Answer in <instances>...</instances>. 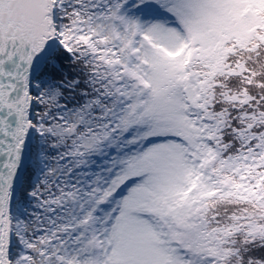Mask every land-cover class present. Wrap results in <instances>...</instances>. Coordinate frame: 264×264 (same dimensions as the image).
I'll list each match as a JSON object with an SVG mask.
<instances>
[{
    "label": "snow or ice",
    "instance_id": "snow-or-ice-1",
    "mask_svg": "<svg viewBox=\"0 0 264 264\" xmlns=\"http://www.w3.org/2000/svg\"><path fill=\"white\" fill-rule=\"evenodd\" d=\"M0 264H264V0H0Z\"/></svg>",
    "mask_w": 264,
    "mask_h": 264
}]
</instances>
